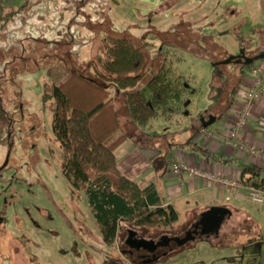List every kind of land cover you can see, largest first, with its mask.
<instances>
[{"label":"rangeland","instance_id":"374dc122","mask_svg":"<svg viewBox=\"0 0 264 264\" xmlns=\"http://www.w3.org/2000/svg\"><path fill=\"white\" fill-rule=\"evenodd\" d=\"M14 8L13 21L0 29V96L14 130L10 144L0 143V264H16L11 255L15 258L19 253L26 264L144 263L137 253L132 257L123 253L120 239L121 235L127 239L126 230L113 245L103 240L86 192L64 175L66 157L53 133V114L42 107L46 72L64 64L91 78L98 58L104 56V40L132 39L147 52L149 64L140 90L147 88L161 61H187L179 73L184 88L179 108L192 127L208 112L217 111L225 76L221 68L186 52L183 45L202 51L214 45L210 55L222 61L241 53L247 58L264 54L260 0H19ZM171 80L176 83L178 78ZM110 88L113 97L120 94L125 101L133 92ZM166 127L135 125L130 132L162 137L180 131ZM182 132H190L189 125ZM175 135L181 140L184 134ZM146 143L165 145L153 138ZM183 228L185 224L172 232L167 228L137 231L158 240ZM242 239L241 247L225 251L227 259L173 256L179 247L172 242L168 254L151 263L251 264L257 246L248 237Z\"/></svg>","mask_w":264,"mask_h":264},{"label":"trees","instance_id":"16d2710c","mask_svg":"<svg viewBox=\"0 0 264 264\" xmlns=\"http://www.w3.org/2000/svg\"><path fill=\"white\" fill-rule=\"evenodd\" d=\"M6 1L0 0L2 30L13 21L17 12ZM260 2L264 9V0ZM212 46L205 48L206 52L189 45L182 48L223 70L225 83L214 113L217 120H222L232 109L249 66L240 63L229 69L222 64V59L211 57ZM252 58L255 62L261 60L259 56ZM148 65L147 52L132 39L111 37L104 40V56L96 62L95 76L88 78L64 64H57L47 70L43 81V112L52 111L53 133L66 157L64 175L75 188L86 192L103 240L109 245L115 244L119 235L124 234L121 221L134 230L169 228L178 221V213L172 206H161L156 188L150 186L142 190L122 174L116 158L117 149L128 140L130 133L123 127L122 112L118 110L110 87L118 91L133 90L125 102L128 115L136 126L147 125L165 107V101L174 91L161 69L148 82L147 88L140 90L138 87L146 79ZM13 136V121L0 96V143L10 144ZM196 150L207 153L200 148ZM243 183L260 189L264 187V182L252 178ZM120 241L124 249L122 235ZM182 250L177 249L173 256Z\"/></svg>","mask_w":264,"mask_h":264},{"label":"crops","instance_id":"0c3cea01","mask_svg":"<svg viewBox=\"0 0 264 264\" xmlns=\"http://www.w3.org/2000/svg\"><path fill=\"white\" fill-rule=\"evenodd\" d=\"M17 4H19V0L8 2L11 7H16ZM184 62L187 61H161L159 67L154 68L155 71L151 67V70L154 71L152 72L153 77L161 69L165 80L171 83V88L174 91L167 102L165 101V107L161 108L157 112L158 114L145 125V128L167 126L166 128L171 130L180 131L168 132L162 137L143 134L142 131H137V134L130 132L135 125L128 115L125 98L120 94L117 99L115 98L120 106L119 110L123 113L120 115L124 122L123 127L130 132L128 140L116 151L118 167L124 176L137 183L142 190L154 186L161 206H172L178 213V221L167 229L172 232L175 227L181 224H185V228L175 233H169V238L185 237L189 231L195 229L203 213L210 208L224 209L226 213L218 232L210 236H199L195 240H191V243L179 247V249H183L179 255H197L196 261L215 256L227 259L225 251L241 247L242 237H248L250 244L257 246L254 249L251 264H264V207L251 202L246 187L248 184L243 183V180L247 181L251 178L264 182V164L244 157L219 143L198 136L199 129L207 124L214 113L208 112L200 120L195 121L191 127L182 108H179L182 106L180 101L184 97L180 95V89L184 88L179 80L181 65ZM250 69L251 65L246 69L242 87L232 109L222 120H217L215 116V122L208 125L210 131L224 133L230 129V120L236 112L237 105L243 101L244 82L253 78ZM173 78H178V81L173 82L171 80ZM187 125H189L190 132L183 133L182 129ZM175 134L184 135L181 140H177ZM149 138L163 141L165 145L161 147L149 145L146 143ZM242 138L249 144L264 148V93L255 106L253 116L244 129ZM196 148L203 149L207 153L196 150ZM174 162L190 163L215 175L239 180L246 188L233 189L188 174L173 175L171 166ZM261 189L264 190V187ZM120 226L126 228V225L121 222ZM144 239L156 241V239L147 237ZM192 242L191 249L186 250ZM196 242L197 244H195ZM11 257L15 259L16 264H26L24 255L21 253L15 255V258L12 255Z\"/></svg>","mask_w":264,"mask_h":264},{"label":"built area","instance_id":"2783aa9c","mask_svg":"<svg viewBox=\"0 0 264 264\" xmlns=\"http://www.w3.org/2000/svg\"><path fill=\"white\" fill-rule=\"evenodd\" d=\"M264 61L259 65L251 66L250 72L253 78L242 88L243 101L237 105L235 114L232 116L230 129L224 133H215L207 127H201L198 136L219 143L220 145L232 149L244 157L264 164V148L249 144L242 138V133L253 116V111L257 102L264 93ZM171 173L179 176L188 174L195 178L211 181L233 189L243 188L244 185L239 180L215 175L209 171H204L196 165L186 162H174L171 166ZM248 196L252 203L264 207V190L253 185H247ZM244 187V188H246Z\"/></svg>","mask_w":264,"mask_h":264},{"label":"water","instance_id":"95a60500","mask_svg":"<svg viewBox=\"0 0 264 264\" xmlns=\"http://www.w3.org/2000/svg\"><path fill=\"white\" fill-rule=\"evenodd\" d=\"M239 60H236V57H229L228 59H226L225 61L222 62L223 65H228L231 64L232 62L235 63H242L241 60L244 59V63L247 66H250L252 64L255 63V59L254 58H247L245 56L244 53H241L238 56ZM259 58L261 60H264V54L260 55ZM216 118L215 117H211L209 119V121L207 122V124L204 125V127H208V125H211L213 122H215ZM225 211L224 209L218 208V207H213L210 208L209 210H207L205 213H203L202 218L200 219L199 223L196 225V227L200 226L202 228V235H208L211 233H217L223 220H224V215H225ZM135 234V233H134ZM166 239H169V242L166 244L162 243V241H159L158 243H156L153 240H146L144 238L137 240V241H128L127 245L130 248H135V249H143V250H148L149 252H154L155 250H157L159 247H163V246H168L171 241H173L174 243L176 242L178 247H182L184 245H186L187 243H189L191 240H195L196 237L193 235V231H189L185 237L183 238H173L170 239L167 236L165 237ZM162 239H164V237H162ZM152 261H147L145 262V264H151Z\"/></svg>","mask_w":264,"mask_h":264},{"label":"flooded vegetation","instance_id":"af4514ba","mask_svg":"<svg viewBox=\"0 0 264 264\" xmlns=\"http://www.w3.org/2000/svg\"><path fill=\"white\" fill-rule=\"evenodd\" d=\"M236 60H239L238 57H236ZM242 63H244V59L241 60ZM232 63H235V62H232ZM236 64H240V63H236ZM212 117H215V116H212ZM204 127V126H203ZM126 232H127V239H125V241L123 242L124 246H125V250H122L123 253L125 254H128L129 256H133V254L137 253L138 256L142 259V261L145 263L147 261H154L156 259H161V258H164V256H166V254H168V252L170 251V245L173 241H171V243L168 245V246H163V247H159L157 250H155L154 252H149L148 250H144V254H140V252H143V249H135V248H130L128 245H127V242L130 241H137V240H140L142 238H144V236H142L137 230H134V229H125ZM193 231V235L197 238L199 236H201L202 234V228L200 226L196 227L195 226V229L192 230ZM135 233V234H134ZM215 233H211V234H208L206 236H210V235H214ZM168 237V235H166ZM166 236H162L164 237V239H162V237H160L158 240H156L155 242L158 243L159 241H162V243H168L169 242V239H166L165 237ZM203 237V236H202ZM169 238V237H168ZM170 239H173V238H170ZM188 244V243H187ZM162 250L163 251V254H159V251Z\"/></svg>","mask_w":264,"mask_h":264}]
</instances>
